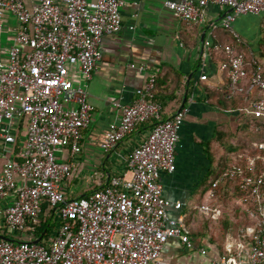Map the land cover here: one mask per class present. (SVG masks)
Segmentation results:
<instances>
[{
	"label": "built area",
	"instance_id": "1",
	"mask_svg": "<svg viewBox=\"0 0 264 264\" xmlns=\"http://www.w3.org/2000/svg\"><path fill=\"white\" fill-rule=\"evenodd\" d=\"M123 4L35 0L27 6L23 0H0V202L13 195L0 212L9 231L34 229L45 201L60 219L48 244L0 239V264H162L161 253L170 238L194 248L184 215L169 217L172 201L161 182L162 174L175 168V148L189 108L183 104L172 116L162 117V104L154 98L155 73L136 89L134 100L123 107L119 123L101 143L109 150L137 125L153 121L149 134L129 154L131 176L113 175L106 185L77 197H66L62 188L72 175V162L60 156L68 145L72 153L81 150L82 129L93 115L88 81L101 58L103 34L123 27ZM211 4L231 9L220 21L225 28H231L239 14L264 15V0L164 2L189 25L203 23ZM6 29L11 34L4 38ZM234 37L241 40L237 33ZM236 40L226 45L227 59L221 64L227 68V99L247 75L245 54L237 51ZM221 48L209 38L201 42L203 58ZM138 67L145 69L143 64ZM200 79H208V74L202 72ZM248 89L254 94L245 111L259 129L255 121H264V77L258 63ZM253 147L255 153L246 155L244 164L228 165L212 183L211 198L220 182L239 183V203L251 222L230 232L219 258L210 264H264V140L254 141ZM209 208L200 206L205 213Z\"/></svg>",
	"mask_w": 264,
	"mask_h": 264
},
{
	"label": "crops",
	"instance_id": "2",
	"mask_svg": "<svg viewBox=\"0 0 264 264\" xmlns=\"http://www.w3.org/2000/svg\"><path fill=\"white\" fill-rule=\"evenodd\" d=\"M23 1L27 6L35 2ZM123 1V27L117 33L103 34L101 58L88 81V101L93 107V115L89 125L82 129L81 150L72 153L68 145L60 156L72 162V175L63 181L62 188L66 197H77L106 185L113 175L131 176L129 154L149 134L152 122L137 125L109 150H103L101 143L119 123L123 107L134 100L136 89L155 73L154 98L162 104V117L172 116L183 104L189 108L175 148V168L171 173L162 174L161 182L165 196L172 201L169 217L184 215L194 243V248L190 249L180 239L170 238L160 258L162 264H210L222 253L223 247L219 251L218 242L226 243L230 232L234 231L237 216L231 203L220 200L217 192L210 197L212 183L218 176H214L209 187L208 174L217 161L210 158L208 147L216 145L214 138L218 130L235 131L243 124V114L249 115L245 108L242 113L219 104L211 89H222L228 83L227 68L221 65L227 59L223 47L236 40L235 33L241 38L235 42L237 48L252 55L264 73V15L239 14L232 27L225 28L220 21L231 9L211 4L206 7L203 23L189 25L165 7V0ZM9 34L11 31L6 29L3 37ZM202 35L204 39L222 45L221 50L210 58H203ZM202 60H205L204 67L200 66ZM141 64L145 69L138 67ZM204 71L208 79L201 80L200 74ZM242 82L243 79L239 84ZM247 89L249 100L254 92H247ZM238 197L236 204H240ZM12 201L13 195L3 199L0 210ZM178 201L186 204L177 209L173 204ZM203 204L210 205L209 212L200 210ZM46 205L48 202L45 201L39 223L47 217ZM52 214L50 221L54 227L45 239L46 244L54 238L60 224L58 212L53 209ZM35 229L9 231L0 212V239L3 236L14 241L42 239L43 236L35 237ZM203 249L205 253H202Z\"/></svg>",
	"mask_w": 264,
	"mask_h": 264
},
{
	"label": "trees",
	"instance_id": "3",
	"mask_svg": "<svg viewBox=\"0 0 264 264\" xmlns=\"http://www.w3.org/2000/svg\"><path fill=\"white\" fill-rule=\"evenodd\" d=\"M223 48L226 49L225 46ZM237 51L241 50L237 48ZM254 59L255 58H253L252 55H249L245 52V68L247 70V75L241 78V80L243 79L244 82L239 84V89L235 92L231 99H227L223 96L224 91L227 89V84H225L222 89H211L212 96L218 99L217 101L219 104L229 109H236L242 113L244 112L243 109L249 105L247 96H250L248 93H246V89L250 86L251 75L257 68V63L255 64ZM243 117V124L241 123V126H239L238 129L236 128L235 131L218 130L214 138L216 145L214 147L209 145L208 147L210 158L217 161V164L211 167L208 174L209 187L211 186L214 176H219L228 165L233 163L244 164L246 161V155H252L255 153V149L253 147L254 141L264 140V121H255V124L259 123L260 126L259 129H256V126L251 123L248 115L243 114ZM151 122V125H153V121ZM23 131L24 130L22 126L21 133ZM20 143L21 142L19 140L15 143V149L20 147ZM216 192L219 195L220 200L231 203L232 207L234 208V214L237 216V220H235L233 223L232 229L234 231H236L241 225H246L251 222V219L247 215L244 207L241 204L235 203V199L241 194L239 183L220 182L216 187ZM231 192L234 194L232 195ZM44 209L47 212V217H45L46 219L44 218L41 223H38L35 226L36 229L34 233L35 237L43 236L39 241L42 244H46L45 239L51 235L54 227V224L52 221H50V218H53V208H50L48 203V205L44 206ZM218 243L220 251L223 247V244L221 242Z\"/></svg>",
	"mask_w": 264,
	"mask_h": 264
},
{
	"label": "water",
	"instance_id": "4",
	"mask_svg": "<svg viewBox=\"0 0 264 264\" xmlns=\"http://www.w3.org/2000/svg\"><path fill=\"white\" fill-rule=\"evenodd\" d=\"M203 39H204V35H202V40H203ZM3 239H9V240H10V238H8V237H4V236H3ZM40 239H41V237H39L38 239H35L34 242H39Z\"/></svg>",
	"mask_w": 264,
	"mask_h": 264
}]
</instances>
